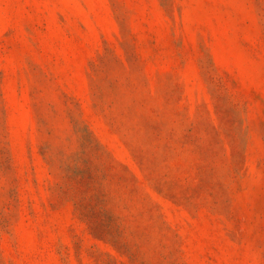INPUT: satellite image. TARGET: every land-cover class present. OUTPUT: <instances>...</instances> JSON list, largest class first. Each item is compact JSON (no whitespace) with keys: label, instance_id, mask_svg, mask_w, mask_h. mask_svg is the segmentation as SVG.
I'll list each match as a JSON object with an SVG mask.
<instances>
[{"label":"rangeland","instance_id":"1","mask_svg":"<svg viewBox=\"0 0 264 264\" xmlns=\"http://www.w3.org/2000/svg\"><path fill=\"white\" fill-rule=\"evenodd\" d=\"M0 264H264V0H0Z\"/></svg>","mask_w":264,"mask_h":264}]
</instances>
